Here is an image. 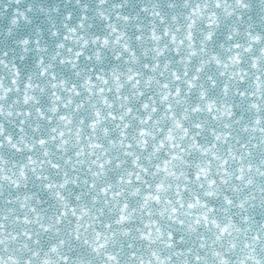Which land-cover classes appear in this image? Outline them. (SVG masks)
Masks as SVG:
<instances>
[{
    "label": "clouds",
    "instance_id": "clouds-1",
    "mask_svg": "<svg viewBox=\"0 0 264 264\" xmlns=\"http://www.w3.org/2000/svg\"><path fill=\"white\" fill-rule=\"evenodd\" d=\"M0 264H264V0H0Z\"/></svg>",
    "mask_w": 264,
    "mask_h": 264
},
{
    "label": "snow or ice",
    "instance_id": "snow-or-ice-1",
    "mask_svg": "<svg viewBox=\"0 0 264 264\" xmlns=\"http://www.w3.org/2000/svg\"><path fill=\"white\" fill-rule=\"evenodd\" d=\"M99 166H100V167H103V164H100ZM197 259H199V257H197Z\"/></svg>",
    "mask_w": 264,
    "mask_h": 264
}]
</instances>
